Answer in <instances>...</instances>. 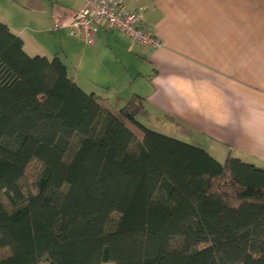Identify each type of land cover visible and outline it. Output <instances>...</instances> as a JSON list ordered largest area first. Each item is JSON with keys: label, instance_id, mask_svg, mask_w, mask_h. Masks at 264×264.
I'll use <instances>...</instances> for the list:
<instances>
[{"label": "trees", "instance_id": "16d2710c", "mask_svg": "<svg viewBox=\"0 0 264 264\" xmlns=\"http://www.w3.org/2000/svg\"><path fill=\"white\" fill-rule=\"evenodd\" d=\"M144 104L0 22V264H264V168L145 128Z\"/></svg>", "mask_w": 264, "mask_h": 264}, {"label": "crops", "instance_id": "0c3cea01", "mask_svg": "<svg viewBox=\"0 0 264 264\" xmlns=\"http://www.w3.org/2000/svg\"><path fill=\"white\" fill-rule=\"evenodd\" d=\"M126 1L161 49L109 31L87 45L55 28L87 0H0V22L26 54L59 57L83 92L114 109L132 95L145 98L137 117L145 128L197 146L219 164L230 155L264 168V0ZM145 113L176 125L179 137L143 122Z\"/></svg>", "mask_w": 264, "mask_h": 264}, {"label": "built area", "instance_id": "2783aa9c", "mask_svg": "<svg viewBox=\"0 0 264 264\" xmlns=\"http://www.w3.org/2000/svg\"><path fill=\"white\" fill-rule=\"evenodd\" d=\"M85 8L70 14L66 22L57 27L69 30L71 37L91 45L99 31L120 32L132 44L150 49L162 48L159 38L142 24L141 13L127 9L126 0H87Z\"/></svg>", "mask_w": 264, "mask_h": 264}, {"label": "rangeland", "instance_id": "374dc122", "mask_svg": "<svg viewBox=\"0 0 264 264\" xmlns=\"http://www.w3.org/2000/svg\"><path fill=\"white\" fill-rule=\"evenodd\" d=\"M117 107V106H116ZM147 113V112H146ZM146 113H145V115L143 114V117H145L146 116ZM142 117V118H143ZM151 116L149 115V116H147V117H145V118H143V122H145V123H148V124H150V126H153V127H155V128H157V129H160V130H162V131H164V132H167V133H174L175 135H177V132H175V130L176 129H174V131H172L171 129H173L174 128V126H176V125H172V123L170 122V123H168L167 121H165V120H163V121H161L160 119H153V118H150ZM182 127H184V126H182ZM180 128V130L182 131H184V129L183 128ZM187 129V128H186ZM189 130V129H188ZM186 131V130H185ZM184 133V132H183ZM182 133V135L184 136V138L185 139H187L188 141H193V139L190 137V136H187L186 134H183ZM178 136V135H177ZM179 137V136H178ZM4 200V199H3ZM5 202H6V200H4ZM7 203V202H6Z\"/></svg>", "mask_w": 264, "mask_h": 264}]
</instances>
